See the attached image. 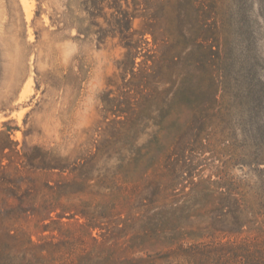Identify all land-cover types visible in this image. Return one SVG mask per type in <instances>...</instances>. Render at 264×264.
Segmentation results:
<instances>
[{
	"label": "rangeland",
	"instance_id": "374dc122",
	"mask_svg": "<svg viewBox=\"0 0 264 264\" xmlns=\"http://www.w3.org/2000/svg\"><path fill=\"white\" fill-rule=\"evenodd\" d=\"M193 246L264 264V0H0V264Z\"/></svg>",
	"mask_w": 264,
	"mask_h": 264
},
{
	"label": "trees",
	"instance_id": "16d2710c",
	"mask_svg": "<svg viewBox=\"0 0 264 264\" xmlns=\"http://www.w3.org/2000/svg\"><path fill=\"white\" fill-rule=\"evenodd\" d=\"M172 253L174 256L176 253L186 254L189 259V264H202V259L200 257H205V254H208L207 251H205L204 246H193L187 249L180 248L177 252L173 251Z\"/></svg>",
	"mask_w": 264,
	"mask_h": 264
},
{
	"label": "bare ground",
	"instance_id": "6f19581e",
	"mask_svg": "<svg viewBox=\"0 0 264 264\" xmlns=\"http://www.w3.org/2000/svg\"><path fill=\"white\" fill-rule=\"evenodd\" d=\"M25 6V5H24Z\"/></svg>",
	"mask_w": 264,
	"mask_h": 264
}]
</instances>
